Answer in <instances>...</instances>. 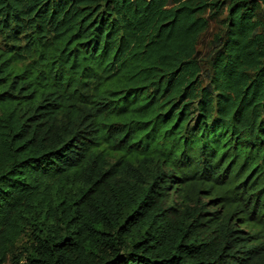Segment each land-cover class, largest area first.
Returning a JSON list of instances; mask_svg holds the SVG:
<instances>
[{
	"label": "trees",
	"instance_id": "obj_1",
	"mask_svg": "<svg viewBox=\"0 0 264 264\" xmlns=\"http://www.w3.org/2000/svg\"><path fill=\"white\" fill-rule=\"evenodd\" d=\"M263 5L0 0V264H264Z\"/></svg>",
	"mask_w": 264,
	"mask_h": 264
},
{
	"label": "rangeland",
	"instance_id": "obj_2",
	"mask_svg": "<svg viewBox=\"0 0 264 264\" xmlns=\"http://www.w3.org/2000/svg\"><path fill=\"white\" fill-rule=\"evenodd\" d=\"M224 1H227V0H224ZM261 14L264 15V5H263V11ZM220 25L221 24H219V22H214V21L211 22L209 31L202 36L199 47H198L200 51V60H201V65L203 69L201 78L203 79L204 84H207L209 82L210 72H211L209 60H210L211 54L214 52L215 34L219 32ZM0 43H4L2 41L1 36H0ZM23 261L24 259H21V262ZM6 264H15V262L13 261V259L10 258L8 259Z\"/></svg>",
	"mask_w": 264,
	"mask_h": 264
}]
</instances>
